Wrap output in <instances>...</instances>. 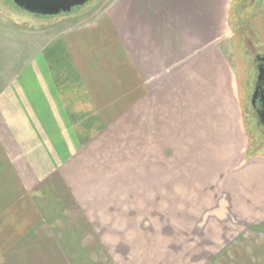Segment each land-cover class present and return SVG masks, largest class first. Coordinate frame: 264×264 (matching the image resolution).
I'll use <instances>...</instances> for the list:
<instances>
[{
  "label": "crops",
  "instance_id": "crops-1",
  "mask_svg": "<svg viewBox=\"0 0 264 264\" xmlns=\"http://www.w3.org/2000/svg\"><path fill=\"white\" fill-rule=\"evenodd\" d=\"M224 3L114 0L43 38L23 82L0 89V233L14 221L19 235L21 223L36 264H124L112 252L129 236L139 237L135 263L172 259L171 249L163 257V236L177 261L179 244L191 251L192 232L147 227L160 218L146 216L148 204L194 220L225 200L233 219L262 218L264 162L231 168L230 144L227 151L234 108L219 47ZM110 157L108 171L139 179H97ZM145 173L153 179H140Z\"/></svg>",
  "mask_w": 264,
  "mask_h": 264
},
{
  "label": "rangeland",
  "instance_id": "rangeland-1",
  "mask_svg": "<svg viewBox=\"0 0 264 264\" xmlns=\"http://www.w3.org/2000/svg\"><path fill=\"white\" fill-rule=\"evenodd\" d=\"M113 1L89 0L75 11L73 10V13L71 11V14L61 13L54 16L34 14L19 7L13 0H0V89L23 82V70L31 66L32 60L34 66L38 63L36 54L40 51L43 38L58 32L61 28L87 20L92 17L93 13H98L96 11L103 9ZM223 9L224 19L221 30L224 31V36L219 47L223 53V62L227 72V91L231 92L229 94L232 95L230 99L233 101L234 108L231 112L234 139L232 143L227 141V151L230 144L234 149L233 153L235 152L231 163L232 168L234 164L243 163L248 159L264 162V123L251 103L257 78L256 56L264 54V2L225 0ZM260 18H262L261 23H259ZM244 20L249 24L246 25ZM231 152L232 150L228 154ZM108 161H111V164L108 162L99 166L103 172L97 173V179H102V176L104 179L113 177V180L139 179L138 173L129 172L125 176V173L108 171L109 168H114L115 163L111 157ZM95 173H86V177L96 179ZM111 174L112 177H110ZM214 175L211 173L210 182H214L216 178ZM166 176L164 178H167ZM140 179H153V175L151 177L145 173L144 178ZM203 189L207 191V194L213 190L208 187ZM129 190L131 196L138 195V190ZM201 190V188L194 189L199 195ZM97 191V195H105L104 190L97 189ZM107 191L109 192V189ZM126 191H128L127 188ZM228 206L227 201L223 200L222 205L215 204L209 213L204 214V217H207L205 219L182 220L173 218V214L170 215L168 211H159L157 206L153 211V204L145 205L147 217H160L156 221L146 220L147 227H153L154 222L156 227L162 229L178 224V227L192 232L187 237L190 241V243L188 241V248H191V251L188 249L187 252H180L182 247L179 244L177 261L173 259L175 246L170 245L169 236H163L162 240L165 241L163 244H166L163 245V257L167 255L166 250L171 249L172 259L163 258L159 261L160 264L162 261V264H264V213H260L262 218L256 220L233 219L232 217L236 214L230 211ZM130 212L135 211L133 209ZM136 215H131L133 218L130 220L131 227H137V225H132V222L137 224ZM177 217L180 216L177 214ZM14 224V221H6V225L1 226L0 264H36L37 260L32 258V253L27 249L25 242L27 237L22 234L24 226L18 223L19 235H16L12 234L15 233ZM203 232L204 236H202ZM205 233L214 234V237L209 240L212 236L208 238ZM101 238L106 239V236ZM129 238L130 244H123L118 242L121 239H116V248H114L116 252H112L116 258L113 259H118L124 264H137L139 261L134 256L137 252L139 253L137 251L139 246L136 243L139 237L129 236ZM82 239L84 243L92 241V245L86 244V248L96 246L94 237L83 236ZM96 247L99 249L97 252L99 258L106 259L107 257V260L111 261L104 247ZM89 256L90 253H88ZM92 256H95L93 252Z\"/></svg>",
  "mask_w": 264,
  "mask_h": 264
},
{
  "label": "water",
  "instance_id": "water-1",
  "mask_svg": "<svg viewBox=\"0 0 264 264\" xmlns=\"http://www.w3.org/2000/svg\"><path fill=\"white\" fill-rule=\"evenodd\" d=\"M19 7L38 15H59L70 13L89 0H13ZM256 91L253 93V100ZM264 101V99H263Z\"/></svg>",
  "mask_w": 264,
  "mask_h": 264
},
{
  "label": "flooded vegetation",
  "instance_id": "flooded-vegetation-1",
  "mask_svg": "<svg viewBox=\"0 0 264 264\" xmlns=\"http://www.w3.org/2000/svg\"><path fill=\"white\" fill-rule=\"evenodd\" d=\"M260 1L264 2V0ZM244 21L246 23V20ZM261 21L262 18L259 19V23H261ZM248 24L249 23H246V25ZM255 67L257 69V78L254 83L253 93L256 91V97L254 100L252 98L251 103L259 118L264 123V54H257Z\"/></svg>",
  "mask_w": 264,
  "mask_h": 264
}]
</instances>
